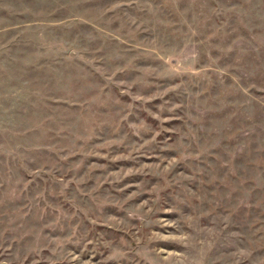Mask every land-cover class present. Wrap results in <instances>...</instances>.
I'll list each match as a JSON object with an SVG mask.
<instances>
[{
	"label": "rangeland",
	"instance_id": "1",
	"mask_svg": "<svg viewBox=\"0 0 264 264\" xmlns=\"http://www.w3.org/2000/svg\"><path fill=\"white\" fill-rule=\"evenodd\" d=\"M0 264H264V0H0Z\"/></svg>",
	"mask_w": 264,
	"mask_h": 264
}]
</instances>
